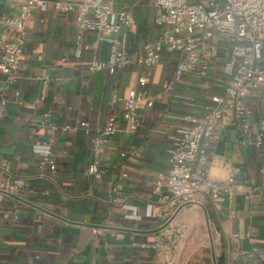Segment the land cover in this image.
<instances>
[{"label": "crops", "instance_id": "crops-1", "mask_svg": "<svg viewBox=\"0 0 264 264\" xmlns=\"http://www.w3.org/2000/svg\"><path fill=\"white\" fill-rule=\"evenodd\" d=\"M45 1L49 10L34 13L28 22L16 84L20 97L11 99L0 124V185L17 177L28 181L25 191L0 202V264H264V145L255 149L238 143L239 125L231 110L216 126V138L206 142V169L220 180L235 167L237 190L223 199L198 196L166 229L156 231L179 208L155 194L157 174L169 167L173 140L182 131L180 118L203 116L205 107L223 96L229 81L224 45L214 40L208 48L214 65L205 77L198 69L176 85V92L193 101L173 99L163 92V83L178 54L164 48L156 67L140 62L144 45L164 29L155 23L154 0H110L114 11L133 16L125 32L131 64L115 75L105 68L90 70L108 61L112 36L79 31L74 15L56 12L55 0ZM11 11L0 2V15ZM79 36L89 49L76 58ZM8 38L1 29L0 40ZM143 76L150 80L147 89L155 103L138 110L142 123L136 133L112 138L96 180L86 174L92 148L77 122L87 121L94 132L109 117L120 118L128 91ZM4 80L0 73V86ZM246 104L252 124L264 120V88ZM49 110L59 127L53 141L55 174L41 172L32 151L34 142L48 137L41 122ZM65 126L71 129L63 131ZM160 212L169 219L158 218ZM179 227L184 236L172 247L168 238Z\"/></svg>", "mask_w": 264, "mask_h": 264}, {"label": "built area", "instance_id": "built-area-1", "mask_svg": "<svg viewBox=\"0 0 264 264\" xmlns=\"http://www.w3.org/2000/svg\"><path fill=\"white\" fill-rule=\"evenodd\" d=\"M0 2L12 9L10 14L0 15V30L5 29L9 35L8 39L0 40V73L5 77L0 86L1 124L11 99L20 97L16 84L28 39V22L34 13L47 12L50 3L45 0ZM53 4L56 12L74 15L79 31L89 30L112 36L107 39L110 44L108 61H98L90 70L105 68L110 75H115L131 64L125 35L133 23L129 11H114L110 0H55ZM154 7L157 11L155 23L164 29L155 40L144 45L140 62L143 66L154 68L164 48L178 54L179 59L172 75L163 83V92L173 99L193 101L192 97L176 92L175 87L186 75L198 69L203 77L208 70L213 69L214 62L208 54V48L214 40L222 43L229 55L225 67L229 81L223 96L215 99V106H206L203 116L180 118L183 122L182 131L173 140L169 167L157 174L154 192L160 196L163 204L179 206L194 202L200 195L223 199L238 188L235 167H231L232 173L225 179L210 177L206 169L209 164L206 142L216 138V126L224 119L225 112L231 110L234 113L239 125L240 145L255 149L264 145V120L257 125L252 124L251 111L246 104V100L259 88H264V0H154ZM88 49L89 46L79 36L74 56L81 58ZM149 83L148 77L138 78V87L129 90L123 101L120 118L109 117L94 132L87 121L77 122V127L89 137L92 148V161L86 169L87 175L100 179L101 158L112 138L118 133L133 135L141 126L138 110L142 105L153 107L156 100L148 92ZM115 101L116 97H113L112 102ZM122 122L123 126L120 125ZM41 124L48 130V137L34 142L32 151L39 157L40 171L55 174L57 162L53 156V141L59 127L53 120L51 110L44 114ZM70 129V126H65L62 130ZM125 156V153H121V157ZM126 177V174L122 175V178ZM27 184V179L23 177L5 181L0 185V202L8 194L22 193ZM157 217L169 219L163 212L158 213ZM183 236L184 227H179L171 232L168 241L173 247Z\"/></svg>", "mask_w": 264, "mask_h": 264}, {"label": "water", "instance_id": "water-1", "mask_svg": "<svg viewBox=\"0 0 264 264\" xmlns=\"http://www.w3.org/2000/svg\"><path fill=\"white\" fill-rule=\"evenodd\" d=\"M8 195H11V194H8ZM19 201H22V202H24V203H26V204H29V205H31V206H33L31 203H29V202H27V201H24V200H22V199H20V198H17ZM190 203H185V204H181L180 206H179V208H178V210H177V212L164 224V225H162L160 228H158L156 231H162V230H164V229H166L171 223H172V221H173V219L175 218V216L177 215V213L181 210V209H183L184 207H186V206H188ZM41 209V208H40ZM41 210H43V209H41ZM155 232V231H154Z\"/></svg>", "mask_w": 264, "mask_h": 264}, {"label": "rangeland", "instance_id": "rangeland-1", "mask_svg": "<svg viewBox=\"0 0 264 264\" xmlns=\"http://www.w3.org/2000/svg\"><path fill=\"white\" fill-rule=\"evenodd\" d=\"M194 1H201V0H194Z\"/></svg>", "mask_w": 264, "mask_h": 264}]
</instances>
